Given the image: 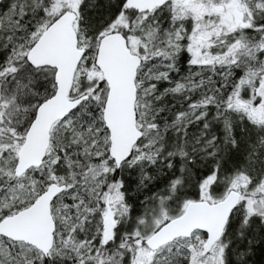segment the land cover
Segmentation results:
<instances>
[{
    "label": "snow or ice",
    "instance_id": "6c2138e0",
    "mask_svg": "<svg viewBox=\"0 0 264 264\" xmlns=\"http://www.w3.org/2000/svg\"><path fill=\"white\" fill-rule=\"evenodd\" d=\"M0 264H264V0H0Z\"/></svg>",
    "mask_w": 264,
    "mask_h": 264
}]
</instances>
